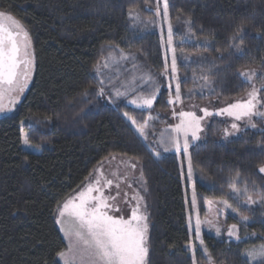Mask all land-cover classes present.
<instances>
[{
    "label": "trees",
    "instance_id": "obj_1",
    "mask_svg": "<svg viewBox=\"0 0 264 264\" xmlns=\"http://www.w3.org/2000/svg\"><path fill=\"white\" fill-rule=\"evenodd\" d=\"M155 9V0H0V12L28 31L35 57L21 106L13 116L0 118V264H61L57 253L65 243L55 211L111 158L130 160L140 169L147 264L208 261L202 248L184 249L189 232L176 156L155 157L126 119L143 126L164 114L167 94L161 92L146 111L121 102L109 106L98 97L100 85L93 75L108 48L135 54L153 73L164 69L159 35L127 25L129 12L148 18ZM168 23L174 37L190 38L177 46L193 60L177 66L182 103L243 96L249 89L238 74L243 70L256 69V81L264 85V0H168ZM241 23L244 44L238 50L239 40L230 37ZM160 120L158 128L165 124ZM223 128L212 120L204 141L188 153L193 193L200 209L208 200L231 203L249 219L245 229L251 238L233 243L203 235V246L214 264H260L243 254L264 245V188L258 171L264 164V129L221 142ZM21 130L37 153L22 149Z\"/></svg>",
    "mask_w": 264,
    "mask_h": 264
},
{
    "label": "rangeland",
    "instance_id": "obj_2",
    "mask_svg": "<svg viewBox=\"0 0 264 264\" xmlns=\"http://www.w3.org/2000/svg\"><path fill=\"white\" fill-rule=\"evenodd\" d=\"M155 5L156 9L154 17L145 18L141 17L134 11L129 12L127 14V25L128 28L133 31L156 32L159 35L161 40L164 69L161 72L153 73L142 65L135 54L108 48L105 51L103 58L93 69V75L98 79L100 85L98 97L104 104L109 106H116L121 102L132 109L146 111L150 110L154 106L155 101L161 92H165L167 94L166 103L168 105V110L164 114L160 113L155 117L149 118L143 126L133 124V119H126L130 122L138 134L140 133L137 129H143L144 135L141 137L151 148L155 157H160L162 155L176 156L181 172V183L187 215L186 222L189 232V242L186 246H184V249L191 253L196 248H202L208 259L205 264H214L209 259L208 252L207 250L205 251L206 248L200 243L202 236L207 235L217 240H226L233 243L247 241L251 238L245 229L249 224V219H247V221L242 220V217L238 214V212L236 210L233 211L234 208L231 203L226 201L228 205H231V207H227L225 205V200H208L203 204L201 209L199 208L193 193L192 178H188V153L191 148L204 141L206 128L212 120H218L223 123L224 128L219 137L221 142H227L231 139L237 138L245 131L258 132L263 130L264 117L253 116L251 123H249L248 118H243L237 121L233 116L227 115V113L218 114L229 104L247 100V93L251 90L253 85H255L257 89H261L262 86H260L256 81L258 71L254 69L257 75L251 82L241 77L249 85V89L239 98L231 101L209 100L201 103L196 101L182 103L176 96V86L180 83L177 66L183 63H192L193 60L190 55H187L180 49H177V46L182 43V41H190V38L185 36L183 39H178L174 37V34L177 33L172 30V43L169 45V23L168 17L165 18L164 16V0H155ZM157 9H159V12ZM173 49L175 50L174 54L176 57L175 73L172 71ZM101 88L104 90L103 95L99 94ZM117 92L121 93V95H117ZM13 94L14 93L9 94V96H12ZM153 95L155 96V99L153 100L152 106L147 107L146 105H143V98ZM260 95L264 96V89H262ZM13 96H15V94ZM132 101H136V103H133ZM7 103L8 100L5 95L3 99L5 107H7ZM257 107L259 111L264 112V107L260 105ZM205 108L208 112L212 113V115L205 116L203 111ZM182 111L193 112L197 117H202L200 120L202 128V131L199 133L200 139L193 141L191 133H189V148L187 154L183 151V136H181V149L179 152L176 151L170 141V138L175 136L173 129L180 123L181 117L179 114ZM160 119H163L165 124L158 128L156 125H158L161 121ZM233 123L239 125L238 131L232 129L231 125ZM252 124H255L256 127H252ZM225 129H227L229 133L227 136L224 134ZM25 136L26 133L21 130L22 149L26 152L37 153V149L34 146L30 143L28 145L24 143ZM162 138L165 141L164 143H161ZM166 148L168 149L167 151L165 150ZM133 164L136 165L135 168L131 167ZM262 166H264V164ZM259 173L263 177L264 188V172L259 171ZM95 177L100 178V187L104 191L105 196L110 194L116 197L115 207L118 208L119 211L109 209L107 211H109L110 215H114L116 217L122 216L125 219H128L131 217L133 208H135L138 203L140 206V212L146 215L145 201L144 199H139V197H142L140 169L135 162L123 158H111L101 164V166L95 170V172L80 189L65 198L59 205L62 206L65 201L71 200L79 192L85 190L90 182H94ZM117 177H120V179L118 180ZM106 179H112L114 183L111 186H107L104 184ZM117 183L119 184V188L116 187ZM117 192H119V195H117ZM93 195H98V193L94 192ZM193 198H195V206L193 205ZM109 203L113 202L109 201ZM201 211H203V213H201ZM197 217L201 221L200 239H197L195 231ZM58 218L59 214L56 209L55 223L65 243L64 250H66L67 240L64 237V233L61 231V225L56 222ZM234 224L237 226L236 231L239 239H237L236 236H229L228 234V229ZM217 229H219V234H217ZM261 246L262 245L245 250L243 254L245 259L250 263L254 262L246 255V252L252 249H259ZM58 260L61 264H63L59 257Z\"/></svg>",
    "mask_w": 264,
    "mask_h": 264
},
{
    "label": "snow or ice",
    "instance_id": "obj_3",
    "mask_svg": "<svg viewBox=\"0 0 264 264\" xmlns=\"http://www.w3.org/2000/svg\"><path fill=\"white\" fill-rule=\"evenodd\" d=\"M159 12V9H157ZM164 16L168 17V0H164ZM188 23H191L189 19ZM244 32V24L241 23L232 34V41L239 40L235 44L238 50L244 44L242 33ZM172 27L169 23L168 28V43H172ZM219 51V49L217 50ZM173 49L172 71H176V57ZM34 53L31 51V39L28 31L23 25L11 14L0 12V112L5 111L3 99L5 95L12 93H22L28 80L30 79L31 71L34 67ZM241 77L251 82L257 73L254 69L241 71L238 73ZM207 80V77H204ZM264 89H257L255 85L247 93V100L229 104L222 109L220 113H227L239 121L243 118H248L249 123L253 116L264 117V112L258 110V105L264 107V96L260 93ZM100 95L104 94L103 88L100 89ZM117 95L121 93L117 92ZM176 96L179 99L180 87L176 86ZM155 96L143 98L142 103L147 107H151ZM15 99L9 100V103H14ZM136 103V101H132ZM171 102V101H170ZM205 116H210L212 113L203 109ZM127 116V113H125ZM181 121L177 124L173 131L174 137L170 138L172 146L177 152L181 149V136H183V151L188 153L189 140L188 136L191 133L193 141L200 139L199 133L202 131L200 120L202 117H197L193 112H181ZM131 119V117H129ZM135 124V121H132ZM232 129L239 130V125L233 123ZM252 127H256L252 124ZM137 131L141 136L144 135L142 128ZM227 136L228 130H224ZM165 141L161 139V143ZM24 143L29 144L27 136L24 138ZM168 150L167 148L165 149ZM131 167L135 168L133 164ZM260 172H264V166L260 167ZM193 174L191 157L188 158V178L191 179ZM119 180L120 177H117ZM114 183L112 179H106L104 184L111 186ZM101 180L99 177L94 178V182H90L85 190L79 192L71 200L65 201L62 206L58 205L57 211L59 218L57 223L61 225V231L67 240L66 250H61L57 253L63 264H147L148 246H147V216L140 212L139 203L132 210L131 217H116L109 214V209L119 211L115 207L116 197L112 195L105 196L104 191L100 187ZM119 188V184H116ZM233 191L238 192L236 184L231 185ZM98 195H93V193ZM119 195V192H117ZM142 200V197H139ZM264 199V197H262ZM249 202L255 203L251 197H248ZM112 201L113 203H109ZM227 207H231L227 202H224ZM195 206V198H193ZM235 211V209H233ZM247 221V217L241 218ZM237 226L234 224L228 229L229 236L237 235ZM197 239H200L201 221L197 217L195 224ZM219 234V229H217ZM203 244V240L200 239ZM206 251V249H205ZM246 255L252 260H259L260 264H264V245L259 249H252L246 252Z\"/></svg>",
    "mask_w": 264,
    "mask_h": 264
},
{
    "label": "flooded vegetation",
    "instance_id": "obj_4",
    "mask_svg": "<svg viewBox=\"0 0 264 264\" xmlns=\"http://www.w3.org/2000/svg\"><path fill=\"white\" fill-rule=\"evenodd\" d=\"M31 50L33 51L32 44H31ZM33 71H34V69L31 71L30 79L28 80V82L26 84V87L24 88V91L22 93H14L15 96H13L14 94L12 96L6 95V99L8 100L7 107H5V111L0 112V118H2V117H11L18 111L19 107L22 104V101H23L24 97L26 96V94H27V92L29 90V85L31 83ZM12 98L15 99V102L10 104L9 100L12 99Z\"/></svg>",
    "mask_w": 264,
    "mask_h": 264
},
{
    "label": "water",
    "instance_id": "obj_5",
    "mask_svg": "<svg viewBox=\"0 0 264 264\" xmlns=\"http://www.w3.org/2000/svg\"><path fill=\"white\" fill-rule=\"evenodd\" d=\"M31 51H32V50H31ZM32 52H33V51H32ZM33 69H34V67H33ZM33 69H32V70H33Z\"/></svg>",
    "mask_w": 264,
    "mask_h": 264
}]
</instances>
